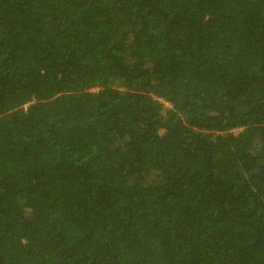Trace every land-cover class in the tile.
<instances>
[{
	"label": "trees",
	"instance_id": "16d2710c",
	"mask_svg": "<svg viewBox=\"0 0 264 264\" xmlns=\"http://www.w3.org/2000/svg\"><path fill=\"white\" fill-rule=\"evenodd\" d=\"M0 264H264V0H0Z\"/></svg>",
	"mask_w": 264,
	"mask_h": 264
}]
</instances>
